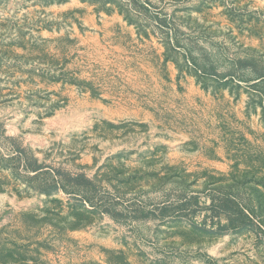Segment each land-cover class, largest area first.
Listing matches in <instances>:
<instances>
[{
  "label": "rangeland",
  "instance_id": "374dc122",
  "mask_svg": "<svg viewBox=\"0 0 264 264\" xmlns=\"http://www.w3.org/2000/svg\"><path fill=\"white\" fill-rule=\"evenodd\" d=\"M0 264H264V0H0Z\"/></svg>",
  "mask_w": 264,
  "mask_h": 264
}]
</instances>
